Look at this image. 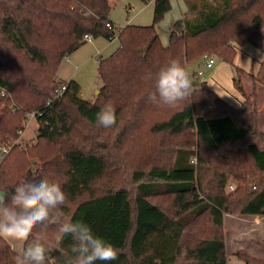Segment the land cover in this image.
<instances>
[{"label":"trees","instance_id":"16d2710c","mask_svg":"<svg viewBox=\"0 0 264 264\" xmlns=\"http://www.w3.org/2000/svg\"><path fill=\"white\" fill-rule=\"evenodd\" d=\"M222 4L198 10L196 21H174L163 45L156 25L170 2L153 0L151 24L122 26L117 48L98 60L93 101L70 79L46 104L60 60L84 34L114 36L105 25L113 24L109 0H0V144L18 139L27 112H39L35 139L13 143L0 161V190L8 200L18 179L37 174L65 194L63 215L34 225L23 245L39 239L58 256L71 243L57 241L58 223L83 220L116 248L108 264H226L225 215H264V175L218 167L208 150L259 135L257 95L244 91L246 69L233 58L253 31L264 30V0ZM205 54L234 66L236 107L206 81L174 106L148 100L160 67L175 59L186 70ZM106 104L116 117L108 128L96 121ZM247 149L264 171V148ZM120 167L127 186L115 188L110 174ZM239 256L243 264H264ZM17 263V251L0 235V264Z\"/></svg>","mask_w":264,"mask_h":264},{"label":"rangeland","instance_id":"374dc122","mask_svg":"<svg viewBox=\"0 0 264 264\" xmlns=\"http://www.w3.org/2000/svg\"><path fill=\"white\" fill-rule=\"evenodd\" d=\"M151 2V0L147 2L142 0H109V18L114 24V36L111 38H106L102 35L91 36L90 39L64 56L56 69V85L58 86L60 83H66L70 79H74L80 85V97L93 101L96 95L99 94L101 86V80L97 74L98 60L110 55L117 48L119 44L117 34L122 26L125 24H151L153 8ZM172 4L173 11H176L175 0H172ZM188 15L192 16L191 13ZM168 28L167 16H164L156 25V30L163 45H166L168 41ZM247 39L250 44L247 43L243 46V54L240 53L242 51L240 47L238 48L240 51L234 56L233 65L246 69L241 76L242 87L247 94L252 93L254 90L257 95V132L259 135H251L244 141L227 143L215 149H209L208 156L218 167H230L232 170L241 171L242 173L263 176L264 171L257 170L247 145L255 143L259 148H264V139L262 138L264 137V30L253 31ZM251 45H255L260 50ZM233 65L216 57L214 64L207 68L203 67L201 59H199L187 64L186 71L191 75L198 67L203 68L204 74L199 79L191 78L195 87L199 86L201 81H206L223 99L227 100L231 105L237 106L239 97L231 80ZM97 90L99 91L98 93H96ZM36 128V118H27L23 130L19 134L18 144L21 146L32 142L36 136ZM123 167L112 169L110 174L114 179L115 188L127 186L125 178L128 176ZM224 226L227 251L226 264H243V260L239 256L243 253L260 260L264 258V250L262 248V242H264V215H225ZM0 235L17 252L22 248L27 237L10 234Z\"/></svg>","mask_w":264,"mask_h":264},{"label":"clouds","instance_id":"9594fccd","mask_svg":"<svg viewBox=\"0 0 264 264\" xmlns=\"http://www.w3.org/2000/svg\"><path fill=\"white\" fill-rule=\"evenodd\" d=\"M194 89L185 68L171 59L155 73L154 91L148 93V100L174 106L191 96ZM96 121L105 128L112 126L116 121L114 108L106 104L97 112ZM6 196L0 195V234L26 237L34 225L63 215L60 206L65 194L61 185L37 174L18 179L8 200ZM65 237H70V246L58 256L39 239L25 243L17 252L18 264H108L117 258L113 244L83 220L59 222L56 239L63 241Z\"/></svg>","mask_w":264,"mask_h":264},{"label":"crops","instance_id":"0c3cea01","mask_svg":"<svg viewBox=\"0 0 264 264\" xmlns=\"http://www.w3.org/2000/svg\"><path fill=\"white\" fill-rule=\"evenodd\" d=\"M152 2V5H153V0H151ZM170 2V8L169 10L164 14V16H167V20H168V24H169V28H168V31L172 25V23L178 19H181V18H187V19H190L191 21H196L195 19V13L200 10V9H204V11H210L209 9H217V8H221V6L223 5L222 4V0H175L176 2V11H173V4H172V0H169ZM202 2V4H200ZM147 4V3H146ZM217 9V10H219ZM152 11H153V8H152ZM191 13L192 16H189L188 14ZM250 44L249 41L247 40L245 42V44ZM241 45L240 46V49L242 51H240L241 54L244 53V45ZM252 46V45H251ZM252 47L256 48L255 45H253ZM258 49V48H256ZM260 50V49H258ZM195 71V70H194ZM193 71V72H194ZM192 72V73H193ZM190 78H195L193 76V74L189 75ZM213 81V80H212ZM80 95V94H79ZM238 100V99H237ZM238 103H239V100H238ZM237 103V105H238ZM234 105V104H232ZM236 106V105H234ZM18 264V263H17Z\"/></svg>","mask_w":264,"mask_h":264},{"label":"built area","instance_id":"2783aa9c","mask_svg":"<svg viewBox=\"0 0 264 264\" xmlns=\"http://www.w3.org/2000/svg\"><path fill=\"white\" fill-rule=\"evenodd\" d=\"M106 27L108 29H112L114 28V25L110 22H106L105 23ZM91 38V35L90 34H84L83 36V39L86 41L88 39ZM201 62L203 64V67H211L214 62H215V59H216V56L215 55H203L201 56ZM204 74V70L203 68L201 67H198L195 71H194V77H200ZM66 87V83H60L58 86L56 85L55 88L53 89L52 93H51V97L46 101V104H49L53 99H57L61 96L62 92L64 91ZM5 89L3 88H0V93L1 95H4L5 94ZM39 114L38 111H30V112H27L26 113V120L27 118H30V117H35ZM26 120L24 122V125L26 123ZM23 125V126H24ZM22 131V130H21ZM21 131H19V134L21 133ZM15 142H18V139L14 140L13 143ZM13 143H9V144H0V161L3 159V157L6 155V153L9 151V149L11 148V145ZM229 189H233V186L232 185H229Z\"/></svg>","mask_w":264,"mask_h":264},{"label":"water","instance_id":"95a60500","mask_svg":"<svg viewBox=\"0 0 264 264\" xmlns=\"http://www.w3.org/2000/svg\"><path fill=\"white\" fill-rule=\"evenodd\" d=\"M99 91L97 90L96 93H98ZM4 191L0 190V195H3Z\"/></svg>","mask_w":264,"mask_h":264}]
</instances>
